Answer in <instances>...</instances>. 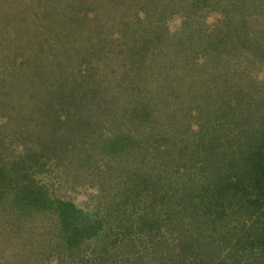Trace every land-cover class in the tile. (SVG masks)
<instances>
[{"label": "trees", "instance_id": "16d2710c", "mask_svg": "<svg viewBox=\"0 0 264 264\" xmlns=\"http://www.w3.org/2000/svg\"><path fill=\"white\" fill-rule=\"evenodd\" d=\"M55 1L0 0L9 8L14 5L19 17L36 9L34 19L26 17L22 22L40 47L41 41L51 42L47 51L52 53L59 46L70 63L73 57H81L78 67L69 68L57 57L55 71L44 81L49 103L34 107L35 135L12 139L21 146L18 158L33 166L48 156L49 150L57 153V149L79 147L94 152V143L104 149H110L108 144L120 148L127 143L128 154L142 143L143 155L134 156L131 163L142 174L130 186V195L125 191L119 201L112 200L119 202L113 215L99 202L84 212L64 201L38 198L36 188L27 186L25 180L27 185L21 186L15 175L17 192L12 199L15 206L21 205L16 228L23 226L20 215L25 217L45 205L56 225L49 233L55 238L54 249L58 255L68 252L71 264H264V79H251L252 67L264 70V21L262 30L249 31V45L238 57V48L227 47L229 34L234 33H229L227 24L189 36L187 20H183L178 31H169L164 23L172 11L169 8L177 6L176 0H63L60 5ZM177 1H183L186 9L191 4L196 7L197 2L217 3ZM131 2L140 9L132 16L123 9ZM46 5L52 6L50 12L44 9ZM224 5L226 15L244 20L240 29L250 22V14L251 18L264 17V0H233L228 7L226 0ZM114 6H118L115 15ZM182 10L176 12L185 19L190 17ZM5 15L15 17V27L21 23L18 16ZM108 18L118 26L110 27L108 38H103L100 32ZM125 20L131 25L120 23ZM158 25L165 27L162 33L156 32ZM217 32L214 46L204 47ZM7 37H0V44L7 46ZM211 50L214 61L209 56ZM13 56L12 64L17 53ZM243 63L246 71H242ZM118 71L124 78L131 75L135 87L127 82L120 85V81L113 87L108 78ZM6 74L3 82L8 91L9 76L14 79V73L11 69ZM68 83L79 85L84 104L78 105L76 96L64 95L61 89ZM218 95L227 99L218 105L217 113L208 111L193 118L197 108L187 106L188 101L194 100L198 106L199 100L209 110L210 98ZM37 100L30 97L33 105ZM94 105L96 111L102 110L96 121L89 122L87 114ZM103 119L107 121L104 129H94V123ZM137 121L145 123L144 132L134 126ZM135 135H141L140 143ZM100 165L106 164L100 160L98 169ZM10 166L14 168L15 163L6 165L7 171ZM5 175L1 168L0 192L13 188L14 177L10 175L9 183ZM133 191L140 192L133 197ZM52 260L49 258L48 264Z\"/></svg>", "mask_w": 264, "mask_h": 264}, {"label": "rangeland", "instance_id": "374dc122", "mask_svg": "<svg viewBox=\"0 0 264 264\" xmlns=\"http://www.w3.org/2000/svg\"><path fill=\"white\" fill-rule=\"evenodd\" d=\"M55 2L60 5L63 3V0H56ZM176 2V7L173 9L169 8V10L172 11L170 12V16L167 15L169 18H167L166 23H164L169 31H178L180 27L183 26V20H187L189 36L201 35L202 31H213L217 28L222 29L225 28L224 24H227L230 26L229 33L234 31V33L229 34V38L227 39V43L229 44L227 47L230 49L233 47L238 48L239 51L237 53L234 52L238 57L241 53L240 51L247 49L245 45H249L248 41H250V34L252 33L249 31H253L254 28H260L262 30L264 17L262 18V15L260 17L253 15L251 18V14L249 16L251 19L250 22L245 28L242 27L240 29V25H242L244 20H241L242 18L237 15L232 18L231 15H226V12L224 13L222 10L226 8V5H224L226 0H217L216 4L214 1L210 2L208 5H202L197 2L196 7L194 4H191L188 5L187 9L183 8L186 5L183 1V3L177 0ZM232 2L233 0H227V7L231 6ZM131 3L130 6L126 4L127 6H124L123 9L124 13L127 11V13L132 16L138 13L140 9L133 4V2ZM44 7L46 12L51 11L52 6L46 5ZM16 9L14 5L9 8L6 2L0 4V37H3L4 34H7L9 37L7 46L5 42L0 44V76L2 77L0 81V169L3 168L5 170V177H9L7 180L10 181V177H14L13 188L11 190L6 189L7 192L2 189L0 192V264H5L6 260L11 262L8 264H48L49 258L53 259L51 264H57V262L59 264H71L73 262L68 256V252H59L60 255H58V253H56L58 250L54 249L52 242L55 238L52 234L49 235V233L54 230V226L56 225L52 222L51 214L53 213L50 212L45 205L41 208H36L34 212H28L25 217L21 213V221H19V223H23V226L16 228L17 213L18 211L21 212V205L15 206L16 204H14L12 195L14 192H17V186L15 185L18 182V177L19 181L21 180V186L25 187L28 183L27 186L36 188L38 198L48 199L53 202L64 201L75 210L82 209L84 212L90 211L92 207L99 202L104 204L106 209L107 207L109 208L108 215H113L116 213V203H119L118 201L125 191L130 195L129 190L132 191V187L130 186L136 181H139L138 178L142 174L138 172L139 170L131 167L133 157L135 156L136 158L137 156L143 155V150L140 148L142 143L138 148V145L135 149L132 147L128 154H126V149H129L127 143L120 148L108 144L106 146H109L110 149H104V147L98 146L94 141H92V143H94L92 145L97 146L94 152L79 147L73 150L71 147L69 151L57 149V153L60 151L63 152L61 155H58L52 150H49L48 156H44L41 162L33 166L30 161H25V163H23V161L18 158V151H21V146L18 145L17 142H13L12 139H17V136L20 138L23 135H25V138H33V135H35L33 129L35 124V113L33 114V112L36 108L34 107L41 106V104L46 106L49 103L50 97L46 90L47 85H44V81L47 79L49 73L55 71L54 63L57 61V57L65 68H69L70 66L78 67L79 64H81V57L79 59H77L76 56L73 57L72 63H70L66 61V59H68L67 55H63V50H60L59 46H57L52 53L47 51L51 42L42 43L41 41L40 47L39 40L32 36L29 26L22 22L24 19L27 21L28 17L34 19V11L36 9L21 17H19V13ZM117 9L118 6L113 7L114 11ZM181 10L183 13L189 14L190 17L185 19L176 12H181ZM215 10L218 12H214ZM6 13L8 17H11L12 14L16 17L18 16L17 18L19 21L21 20V23L17 24L15 27L16 24L13 22L15 17L7 18L5 15ZM99 13L102 14L100 11ZM117 13L118 12L115 11L113 15ZM64 14H68V9L64 11ZM121 14L122 13L119 15ZM125 17L130 18L129 16ZM229 17L233 21H231ZM4 18H6V20H3ZM104 21H106L107 24L100 34L101 37L108 38L109 35L107 32H111L112 30L110 27L118 25L115 24L113 19L108 18V20L104 19ZM251 21H253V23H251ZM125 22L131 25L129 20L121 21L120 23L123 24ZM245 23L246 22L243 24L245 25ZM165 27L163 25H158L155 30L158 33H162ZM113 31V34L115 33L113 37H115L117 32L115 30ZM226 32L227 30L223 33ZM223 33L220 35H223ZM215 35H218V32L209 39L210 42H208V46L205 45L204 47L210 48L214 46L216 42L214 38ZM245 41L246 43H244ZM196 44L199 46V42H196ZM9 48L14 50L12 54ZM219 49L221 50L222 47ZM14 53H17V58L14 60V64H12L10 62H12V57L14 59ZM165 53L166 52H163V55ZM210 53L209 56L214 61L213 50H211ZM53 56L56 58H53ZM95 57L97 58V55ZM8 65H10L13 70L14 79H11L9 76L11 87L6 91L5 87H7V84H4L3 80H7L6 75L8 74H6V72L11 70L8 68ZM213 66L215 65L213 64ZM260 67L261 66L257 68L252 67L251 69L253 73V78L251 77V79H256L258 82L264 79V70ZM241 68L243 69H241L242 71H246V64L243 63ZM16 70L18 72H16ZM121 76L123 75L118 71L116 75L112 74L108 80L111 81L113 87L119 86V81L120 85L127 82L129 87H135L133 82L136 80L132 81L131 75H127V78H124V76L121 78ZM224 76L227 77V74ZM59 81L57 77L58 84L60 83ZM61 90L64 92V95H68L70 98L72 95L74 97L76 96L75 100H77L78 105L85 103V101L82 100V93H79L78 84L74 87L68 83V85L64 86ZM128 94H130V92H128ZM166 95L167 92H164L163 96ZM32 96L38 98L35 105L30 101V97ZM212 98H210L211 105L209 110L204 108L205 105H203V103L201 106L199 100L198 106L195 104L196 101H188L187 106L193 107L194 109L197 108V110L192 113L194 119L199 118V115H205L208 111H210L211 114L217 113L220 110L218 105H224L223 101L227 99L224 96L219 97V95ZM64 102L65 101H62V103ZM101 110L96 111L95 105L91 107V112L87 114L89 122L96 121L99 117L98 113ZM85 111H88V109ZM5 114L7 117L4 118ZM113 116L114 114L106 118V120H111ZM106 120L103 119L102 121L94 123V129L97 127L102 131L104 129L102 126H105L104 124L107 123ZM144 124L145 123L142 121H137L135 125H133L136 126L138 132H141ZM132 128L134 129L135 127ZM141 135H135L139 137V143L141 142ZM144 136L146 137V135ZM69 142L70 141H65V143ZM128 142L130 143L129 140ZM64 155L66 156L65 158ZM100 160H102V162L104 161L106 165H100L98 169ZM11 163H15V167L13 168L10 166V171H7L6 165ZM24 180L27 183L24 182ZM9 183H11V181ZM139 192L140 191L137 193L134 192L135 195L133 197L138 196ZM140 198L143 197L141 196L137 198V200H140ZM114 199L118 201H112ZM102 228L103 225L98 230L102 232ZM17 230L18 232L16 233ZM55 232H57V228ZM21 233L23 235H20ZM108 264H110L109 261Z\"/></svg>", "mask_w": 264, "mask_h": 264}]
</instances>
